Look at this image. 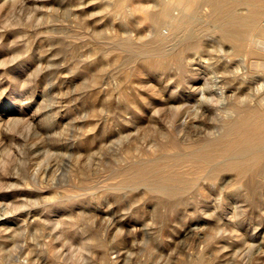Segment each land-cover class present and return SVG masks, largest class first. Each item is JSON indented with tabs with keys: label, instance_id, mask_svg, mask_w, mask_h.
Segmentation results:
<instances>
[{
	"label": "rangeland",
	"instance_id": "obj_1",
	"mask_svg": "<svg viewBox=\"0 0 264 264\" xmlns=\"http://www.w3.org/2000/svg\"><path fill=\"white\" fill-rule=\"evenodd\" d=\"M117 1L0 0V264H264V146L241 177L181 166L170 195L119 175L210 144L217 94L264 83V49L202 3L158 44Z\"/></svg>",
	"mask_w": 264,
	"mask_h": 264
},
{
	"label": "bare ground",
	"instance_id": "obj_2",
	"mask_svg": "<svg viewBox=\"0 0 264 264\" xmlns=\"http://www.w3.org/2000/svg\"><path fill=\"white\" fill-rule=\"evenodd\" d=\"M129 1L118 0L116 4L122 7ZM137 1L138 10L143 11V17L151 22L154 41L158 44L165 43L181 23L185 22V11L192 10L197 4L202 3L207 7L208 14L220 21L219 27L229 42L239 44L240 35L246 31L255 47L264 49V24L260 23L264 0H241L246 5L241 12L233 7V2L239 0H152V4H148L145 10L143 3L146 0ZM33 2L41 3V0ZM38 5L35 4V11L39 10ZM163 24L168 25L164 26L167 28L166 32L162 30ZM217 96L213 102H216L214 127L217 134L211 139L210 144L206 142L199 148L177 152L172 157L160 154L145 158L133 164L131 169L120 170L121 180H146L160 193L170 195L186 181L185 176L177 171L184 165L202 169L212 163L214 172L233 170L239 177L244 176L249 165L255 163L259 157L255 148L264 146V83L233 86L221 90ZM173 106L170 108H174ZM171 145L178 147L179 141L173 140Z\"/></svg>",
	"mask_w": 264,
	"mask_h": 264
}]
</instances>
